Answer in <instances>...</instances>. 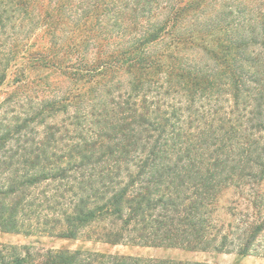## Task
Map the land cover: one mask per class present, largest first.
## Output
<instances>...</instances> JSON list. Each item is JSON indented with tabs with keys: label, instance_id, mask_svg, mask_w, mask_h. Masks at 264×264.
<instances>
[{
	"label": "trees",
	"instance_id": "16d2710c",
	"mask_svg": "<svg viewBox=\"0 0 264 264\" xmlns=\"http://www.w3.org/2000/svg\"><path fill=\"white\" fill-rule=\"evenodd\" d=\"M10 78L1 232L264 253V0H0ZM35 244L0 264H205Z\"/></svg>",
	"mask_w": 264,
	"mask_h": 264
},
{
	"label": "rangeland",
	"instance_id": "374dc122",
	"mask_svg": "<svg viewBox=\"0 0 264 264\" xmlns=\"http://www.w3.org/2000/svg\"><path fill=\"white\" fill-rule=\"evenodd\" d=\"M40 39V35H38ZM35 40H32L34 42ZM14 91L12 78H10L0 89V104ZM39 239L40 244H35ZM35 244L36 249H71L81 247L90 248L94 251L107 254L128 255L141 258L169 259L175 261L201 262L205 264H264V253L261 248L255 250L251 255L242 257L235 251L232 253H217L213 251H188L183 249L155 248V247H132L125 245L112 246L102 243L69 241L51 237L26 236L23 234H7L0 231V250L5 246L23 247Z\"/></svg>",
	"mask_w": 264,
	"mask_h": 264
}]
</instances>
